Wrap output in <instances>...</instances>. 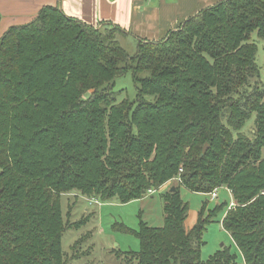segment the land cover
Here are the masks:
<instances>
[{"label": "trees", "instance_id": "obj_1", "mask_svg": "<svg viewBox=\"0 0 264 264\" xmlns=\"http://www.w3.org/2000/svg\"><path fill=\"white\" fill-rule=\"evenodd\" d=\"M118 35L126 32L45 5L0 36V264H69L63 195L126 203L168 181L176 184L161 193L162 226L112 225L138 239L137 264H237L225 245L202 258L212 221L245 264H264V85L254 40L264 39V0L216 2L162 40L134 38L133 55ZM128 72L136 97L117 101L113 81ZM181 187L226 189L235 206L207 209L205 200L186 229Z\"/></svg>", "mask_w": 264, "mask_h": 264}, {"label": "rangeland", "instance_id": "obj_2", "mask_svg": "<svg viewBox=\"0 0 264 264\" xmlns=\"http://www.w3.org/2000/svg\"><path fill=\"white\" fill-rule=\"evenodd\" d=\"M205 8L207 7L203 9ZM103 24L114 25L112 23L102 22L100 26H96L95 28H100ZM170 31L160 39L149 41L162 40L168 36ZM118 39L119 43L122 44L130 55L135 53V40L124 35H118ZM254 40L256 41L257 47L256 61L259 66V78L264 85V39H256L254 36ZM259 78H256V80ZM113 84L117 101L122 99L133 101L135 99L138 91V82L133 80L131 72L116 77ZM88 95L89 93L86 94V96ZM243 128L247 135L250 136L252 134V130L255 128L253 116L247 120ZM175 184V181H172V185ZM165 190L167 189L160 188L154 193L144 196L142 199H135L126 203H120L117 199H111L106 202L97 198L86 199L82 196H76L74 193L63 195L61 200L62 211L67 226L62 235L61 245L64 257L65 259L67 258L66 261L69 264H137V260L133 258L131 252L138 250V239L132 233L122 231V229L118 228V225L122 224L136 229L141 219L146 221L150 226H162L164 221L161 193ZM180 195L188 204L187 216L184 222L186 229L191 228L196 222L198 210L205 200H207V209H212L216 204L223 201L227 202L225 207L226 211L235 206V201L231 198V194L222 188L218 189L217 198L215 199L211 198L208 194L194 192L185 187L180 188ZM87 215H90V217L85 223L79 224L78 226L72 225V223ZM220 216L217 215V217ZM114 223H118L116 228L112 227ZM203 239L205 241L201 247L203 259L207 258L222 245H225L230 247L231 251L238 255L236 258L237 264H245L230 234L222 227L220 222L212 221L208 223Z\"/></svg>", "mask_w": 264, "mask_h": 264}, {"label": "crops", "instance_id": "obj_3", "mask_svg": "<svg viewBox=\"0 0 264 264\" xmlns=\"http://www.w3.org/2000/svg\"><path fill=\"white\" fill-rule=\"evenodd\" d=\"M217 1L219 0H0V34L11 25L28 22L41 7L51 5L58 6L66 16L94 27L100 26L102 22L112 23L125 31L126 36L132 40H156ZM162 188L171 190L174 187L168 181ZM208 195L217 198L212 193Z\"/></svg>", "mask_w": 264, "mask_h": 264}, {"label": "water", "instance_id": "obj_4", "mask_svg": "<svg viewBox=\"0 0 264 264\" xmlns=\"http://www.w3.org/2000/svg\"><path fill=\"white\" fill-rule=\"evenodd\" d=\"M207 147H208V144H205L204 147H203V149H202V153L205 152V150L207 149ZM171 190H174V188H172Z\"/></svg>", "mask_w": 264, "mask_h": 264}, {"label": "built area", "instance_id": "obj_5", "mask_svg": "<svg viewBox=\"0 0 264 264\" xmlns=\"http://www.w3.org/2000/svg\"><path fill=\"white\" fill-rule=\"evenodd\" d=\"M212 196H215V193H212Z\"/></svg>", "mask_w": 264, "mask_h": 264}]
</instances>
